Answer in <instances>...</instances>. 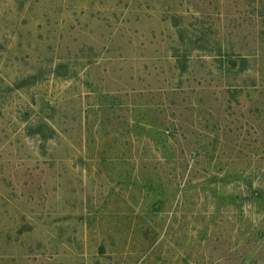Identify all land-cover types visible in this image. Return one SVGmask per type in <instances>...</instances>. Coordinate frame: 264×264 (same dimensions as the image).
Listing matches in <instances>:
<instances>
[{
    "label": "rangeland",
    "instance_id": "374dc122",
    "mask_svg": "<svg viewBox=\"0 0 264 264\" xmlns=\"http://www.w3.org/2000/svg\"><path fill=\"white\" fill-rule=\"evenodd\" d=\"M0 264H264V0H0Z\"/></svg>",
    "mask_w": 264,
    "mask_h": 264
}]
</instances>
